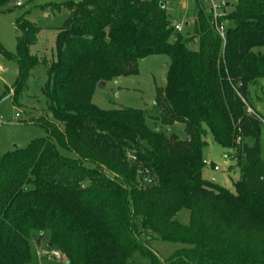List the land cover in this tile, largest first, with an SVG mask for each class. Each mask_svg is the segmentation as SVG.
<instances>
[{"label": "trees", "instance_id": "trees-1", "mask_svg": "<svg viewBox=\"0 0 264 264\" xmlns=\"http://www.w3.org/2000/svg\"><path fill=\"white\" fill-rule=\"evenodd\" d=\"M195 1L185 35L159 0L53 4L66 17L49 60L29 51L39 28L16 21L14 95L44 67L50 119H37L46 136L0 156V264H32L30 240L46 230L68 264H264L263 126L247 112L249 87L264 79V0H235L224 39ZM155 54L169 57L156 119L182 125L184 140L150 129L140 109L92 103L97 84L137 74ZM208 134L235 159L233 191L202 176ZM153 239L184 247L160 261Z\"/></svg>", "mask_w": 264, "mask_h": 264}, {"label": "rangeland", "instance_id": "rangeland-1", "mask_svg": "<svg viewBox=\"0 0 264 264\" xmlns=\"http://www.w3.org/2000/svg\"><path fill=\"white\" fill-rule=\"evenodd\" d=\"M19 1L22 3L20 7H17L15 2H10L0 9V156L13 149L24 148L32 140L46 136V127L37 119L41 116L50 119V114L46 110V99L42 93V87L47 80L44 67L34 68L14 95L13 84L18 74V63L14 57L18 35L16 21L24 17L39 28L36 41L30 46L29 51L32 55L52 59L55 55L57 29L66 17V12L51 11V8L53 4L78 0ZM159 1L165 4L171 24L179 26L181 28L179 33L185 35L196 14V1ZM221 1L227 4L225 13L235 6V0H214L215 3ZM204 4L209 6L206 1ZM189 47L195 49L196 45H189ZM168 65L169 57L165 54L143 57L137 61V74L120 76L104 82V85L97 84L92 103L101 110L140 109L144 112L145 123L150 129H158L166 134L174 133L179 139L184 140L186 136L182 125L176 123L163 126L156 119L159 115L154 102L156 91L164 87ZM248 102L264 119V79L249 87ZM204 139L206 144L202 149L203 159L212 162L218 170L204 165L203 178L233 191V183L239 176L235 159L227 155L226 149L215 143L211 135L208 134ZM60 152L64 156L74 158L72 152L67 150H60ZM260 153L264 160V126L260 140ZM176 219L182 224H187L188 212L182 210L177 214ZM147 245L160 261L168 259L175 251L184 247L180 243L155 239L147 241ZM30 249L32 264H68L60 252L62 258L53 257L52 253L55 249L49 246L48 230L41 235L38 243L36 236L31 238ZM135 262L147 264V260L139 256H135Z\"/></svg>", "mask_w": 264, "mask_h": 264}, {"label": "built area", "instance_id": "built-area-1", "mask_svg": "<svg viewBox=\"0 0 264 264\" xmlns=\"http://www.w3.org/2000/svg\"><path fill=\"white\" fill-rule=\"evenodd\" d=\"M206 1L209 5V11L212 15V26L215 29V31L217 32V34L222 39H224L225 30H226V21L223 19V17L225 16V7L227 6V4H225L223 1H221L220 3H215L214 0H206ZM15 5L17 7H20V6H22V3H21V1L16 0ZM174 29L178 32L181 31V28L177 25H174ZM247 112L252 113L255 116H257V118L261 122L262 126H264V119L261 116L257 115L253 111V109L248 107ZM204 165H207L208 167H210L213 170H218V167L210 161L208 162V161L204 160ZM52 255L55 258H62L61 254L58 251H54L52 253Z\"/></svg>", "mask_w": 264, "mask_h": 264}, {"label": "water", "instance_id": "water-1", "mask_svg": "<svg viewBox=\"0 0 264 264\" xmlns=\"http://www.w3.org/2000/svg\"><path fill=\"white\" fill-rule=\"evenodd\" d=\"M99 85H104V82H100Z\"/></svg>", "mask_w": 264, "mask_h": 264}, {"label": "crops", "instance_id": "crops-1", "mask_svg": "<svg viewBox=\"0 0 264 264\" xmlns=\"http://www.w3.org/2000/svg\"><path fill=\"white\" fill-rule=\"evenodd\" d=\"M46 15V14H45ZM194 19V18H193ZM193 19L191 20V22H193ZM189 25H190V23H188ZM188 24H186V25H188Z\"/></svg>", "mask_w": 264, "mask_h": 264}]
</instances>
